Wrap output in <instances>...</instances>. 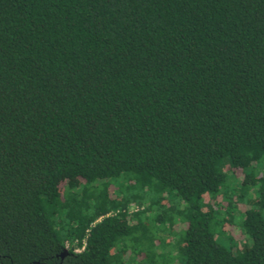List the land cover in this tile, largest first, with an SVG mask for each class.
I'll list each match as a JSON object with an SVG mask.
<instances>
[{"label": "trees", "instance_id": "trees-1", "mask_svg": "<svg viewBox=\"0 0 264 264\" xmlns=\"http://www.w3.org/2000/svg\"><path fill=\"white\" fill-rule=\"evenodd\" d=\"M0 264H264V0H0Z\"/></svg>", "mask_w": 264, "mask_h": 264}, {"label": "water", "instance_id": "water-1", "mask_svg": "<svg viewBox=\"0 0 264 264\" xmlns=\"http://www.w3.org/2000/svg\"><path fill=\"white\" fill-rule=\"evenodd\" d=\"M65 254V253H64Z\"/></svg>", "mask_w": 264, "mask_h": 264}]
</instances>
